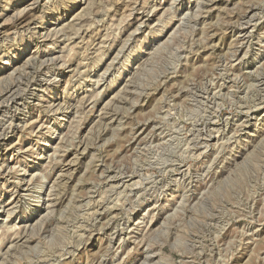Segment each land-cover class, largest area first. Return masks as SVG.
Instances as JSON below:
<instances>
[{"label": "rangeland", "instance_id": "obj_1", "mask_svg": "<svg viewBox=\"0 0 264 264\" xmlns=\"http://www.w3.org/2000/svg\"><path fill=\"white\" fill-rule=\"evenodd\" d=\"M0 264H264V0H0Z\"/></svg>", "mask_w": 264, "mask_h": 264}, {"label": "bare ground", "instance_id": "obj_2", "mask_svg": "<svg viewBox=\"0 0 264 264\" xmlns=\"http://www.w3.org/2000/svg\"><path fill=\"white\" fill-rule=\"evenodd\" d=\"M260 67V66H259ZM113 208V207H112ZM122 208V207H121Z\"/></svg>", "mask_w": 264, "mask_h": 264}]
</instances>
